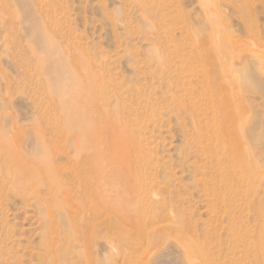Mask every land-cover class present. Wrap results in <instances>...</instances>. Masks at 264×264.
I'll use <instances>...</instances> for the list:
<instances>
[{
    "label": "rangeland",
    "instance_id": "rangeland-1",
    "mask_svg": "<svg viewBox=\"0 0 264 264\" xmlns=\"http://www.w3.org/2000/svg\"><path fill=\"white\" fill-rule=\"evenodd\" d=\"M252 69L264 0H0V264H154L137 248L152 236L199 264H264V149L248 142L249 169L214 144L223 117L263 108ZM95 155L109 185L90 199ZM243 169L257 192L234 205Z\"/></svg>",
    "mask_w": 264,
    "mask_h": 264
},
{
    "label": "bare ground",
    "instance_id": "bare-ground-1",
    "mask_svg": "<svg viewBox=\"0 0 264 264\" xmlns=\"http://www.w3.org/2000/svg\"><path fill=\"white\" fill-rule=\"evenodd\" d=\"M246 60V59H245ZM249 60V59H248ZM252 65V64H251ZM249 72V71H248ZM251 72V71H250ZM249 79H250V83L258 90L260 91L261 93L264 94V76H260V74L252 69V76H248ZM263 104V108H253V110H251V113L250 115L246 114L245 115V119H241L240 122L236 123L237 121L235 120H228L226 117H223L221 119L222 123H219L217 124L218 125V132H219V138H217L218 140L215 141V146L216 147H222L224 148V146H226V144L228 145H231L233 146L231 151L228 150L230 153H229V156H228V159H230L231 162H236L238 161V163L242 164V160L246 163V165L248 166V168L250 169L251 168V165H253L252 163L254 161L253 158V154H252V150L251 148L249 147V143L248 142H252L254 146V148H257L258 150H263L264 149V102L262 103ZM247 113V112H246ZM248 140V141H247ZM88 141V140H87ZM248 143V144H247ZM251 144V143H250ZM245 145V146H244ZM253 148V149H254ZM90 149V148H89ZM108 150V149H107ZM256 150V149H254ZM101 152H104V151H100ZM258 152V151H257ZM264 152V151H262ZM255 153V151H254ZM104 155V154H103ZM102 155V157H103ZM260 155V154H259ZM253 156V157H252ZM258 156V155H257ZM262 156V154H261ZM92 160H91V163H89V170H87L86 172L84 173H79L77 176L79 178V187L82 188V194L83 195H86L87 198H97V196L99 194H101L103 191L106 190V188H108V185L106 183V180H105V175H104V171H102V167L104 166V163L102 162L101 165H100V159L101 158H98L96 157H91ZM256 158V157H255ZM104 159H102L103 161ZM255 160V159H254ZM258 160V159H257ZM262 161L264 160V158L261 159ZM99 161V162H98ZM107 162V161H106ZM109 162V161H108ZM252 162V163H251ZM256 162V160H255ZM251 163V164H250ZM258 162H256V165L254 164V166H258L257 164ZM117 164V162H116ZM102 166V167H101ZM126 166V165H125ZM261 166V165H260ZM116 167V166H115ZM114 167V168H115ZM259 167V166H258ZM257 167V168H258ZM255 169V168H254ZM260 169V167H259ZM261 169L263 170L264 168H262L261 166ZM245 169L241 170V174L239 175H234L235 173L234 172H239V171H233V176H231V183H230V187H231V190H234L235 194H231L232 196L231 197H228V199H226L227 201L229 202H232L234 205H239L240 203V193L241 191L238 192V194L236 193V187H245L247 191H251V187L254 183V177L255 176H259V175H255L253 174L251 176V174L247 173V172H244ZM227 171V170H226ZM116 173H119L116 172ZM124 173V172H123ZM122 173V174H123ZM130 173V172H129ZM225 173V172H224ZM258 173V172H257ZM259 173H262V172H259ZM119 175V174H118ZM117 175V176H118ZM121 175V174H120ZM264 175V173H263ZM129 179H130V175H128ZM116 178V177H115ZM116 180V179H115ZM120 181V178L118 179ZM117 180V181H118ZM114 181V180H113ZM130 181V180H128ZM119 183V182H118ZM113 189L115 191L116 190H119L120 189V185L119 184H115L113 182ZM129 184V182H128ZM112 185V184H111ZM126 185V184H125ZM133 189L136 190V193H142L144 191H146V189L143 188V185L142 186H139V185H135L133 186ZM254 189H257V186L255 187L253 185V191L252 193L256 194L255 192H257V190H254ZM135 190L133 192H135ZM239 190V189H238ZM134 193V194H136ZM242 193V192H241ZM110 195V194H109ZM112 195V194H111ZM106 196V195H105ZM115 197V196H114ZM112 198V197H111ZM129 198V197H128ZM125 199V198H124ZM114 200V199H113ZM127 200V199H126ZM223 201H225L223 198H222ZM95 201V200H94ZM91 204V205H88L87 209H84L85 211H83L84 213L82 214V219H85L86 221V233H85V236H87L88 233H90V230L93 229V225H89L90 224V219L92 217V220L94 219H97V218H100L101 216H103L104 214V204L102 202H99L96 201ZM112 201V200H111ZM131 202V200H128ZM127 201V202H128ZM125 202V200H124ZM122 201V203H124ZM91 203V202H90ZM108 203V202H106ZM114 204V203H113ZM128 204V203H127ZM127 204L125 205L126 207H124V210L129 209L127 207ZM131 204V203H130ZM109 205H106L105 209H107ZM119 206H121V204H119ZM129 206V205H128ZM116 207V206H115ZM122 207V208H123ZM85 208V207H84ZM113 208V207H112ZM122 208H119L120 209V212H118L119 210L117 211L118 215L119 213L121 214V209ZM131 209V208H130ZM142 209V208H141ZM87 210V211H86ZM123 210V211H124ZM143 210V209H142ZM107 211V210H105ZM131 211L133 212L134 209ZM115 212V211H114ZM129 212V211H128ZM131 212V213H132ZM136 213H133L136 215V217H141L139 214V216L137 215V209L135 211ZM139 213V212H138ZM124 214V212H123ZM130 214V213H128ZM107 215V214H106ZM115 215V213H114ZM122 215V214H121ZM126 215V214H125ZM124 216V215H123ZM132 216V214H131ZM105 217V216H104ZM115 217V216H114ZM121 217V216H119ZM126 217V216H125ZM102 218V217H101ZM116 220L117 219H121V218H117V216L115 217ZM136 218V219H137ZM140 219V218H139ZM104 221L106 219H103ZM115 220V221H116ZM129 221V220H128ZM235 223V228L236 230L239 228V229H243L242 227V222L241 220H238V219H235L234 220ZM100 222V221H99ZM106 222V221H105ZM122 222V221H120ZM119 222V223H120ZM125 222V221H124ZM131 222V221H129ZM128 222V223H129ZM142 222V221H139V223ZM110 224V222H108ZM108 223H106L108 225ZM112 223V222H111ZM127 223V224H128ZM133 221L129 224L132 225ZM105 224V225H106ZM121 224V223H120ZM128 224V225H129ZM142 224V223H141ZM101 225V224H100ZM125 225V224H122V226ZM128 225H126L128 228ZM140 225V224H139ZM110 226V225H109ZM113 226V225H111ZM118 226V224H117ZM130 226V225H129ZM133 226H135L133 224ZM138 226V225H137ZM132 227L134 229H136V227ZM97 228V227H96ZM102 228V227H101ZM110 228V227H108ZM130 228V227H129ZM128 228V229H129ZM99 229V228H98ZM139 229V228H137ZM251 229L254 230V228L252 227ZM140 230V229H139ZM137 231V230H136ZM164 231V230H163ZM185 230H181L180 233L182 234H177L178 236H182L183 233H184ZM162 232V231H161ZM163 233V232H162ZM165 233V232H164ZM167 235L169 234V232H166ZM173 233V232H171ZM179 233V232H178ZM160 234V233H159ZM158 234V235H159ZM84 235V234H83ZM164 235V234H163ZM172 235V234H169V236ZM162 236V234H161ZM84 237V236H83ZM153 237V236H152ZM152 237L148 238L147 240V245H142V248L139 246L137 248H140V255L144 256V259L146 260L147 257H145L147 254L148 255H151V261H153L154 264H199L198 261L194 260L193 257L191 256V254L189 255L188 253V258H185V255L187 254L185 251H187V249L184 247V245H182L180 242H178L177 240L179 239H170V238H165V235H164V238L165 240L163 239V236L161 237V239H163L164 241L161 242L160 239L158 240H152ZM157 237V236H156ZM172 237H175L174 235L171 236ZM154 238V237H153ZM158 238H160V235L158 236ZM177 238V236H176ZM179 238V237H178ZM182 239V238H181ZM180 239V240H181ZM182 242V240H181ZM152 243H155L156 246L151 249L152 247L150 246ZM136 244V243H135ZM154 244V245H155ZM153 245V246H154ZM115 246V245H114ZM118 246V245H117ZM116 246V247H117ZM138 246V245H137ZM181 249L184 250L181 251ZM138 250V249H137ZM244 251H247V249L245 248ZM151 253V254H150ZM204 254V253H202ZM149 257V256H148ZM85 258V257H84ZM143 259V257H141ZM199 258V257H198ZM203 264H211V261H209V259L207 258V256L203 255ZM197 259V258H196ZM148 260V259H147ZM198 260V259H197ZM150 262V260H148ZM125 262V261H124ZM142 262V261H141ZM145 262V261H143ZM142 262V264H143ZM148 263V262H147ZM202 264V263H201Z\"/></svg>",
    "mask_w": 264,
    "mask_h": 264
}]
</instances>
